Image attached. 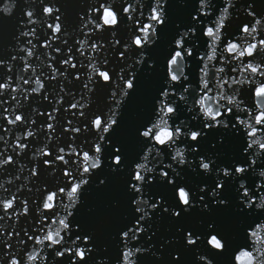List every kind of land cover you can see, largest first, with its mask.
Returning <instances> with one entry per match:
<instances>
[{
  "label": "snow or ice",
  "instance_id": "1",
  "mask_svg": "<svg viewBox=\"0 0 264 264\" xmlns=\"http://www.w3.org/2000/svg\"><path fill=\"white\" fill-rule=\"evenodd\" d=\"M145 255L264 264V0H0V264Z\"/></svg>",
  "mask_w": 264,
  "mask_h": 264
},
{
  "label": "water",
  "instance_id": "2",
  "mask_svg": "<svg viewBox=\"0 0 264 264\" xmlns=\"http://www.w3.org/2000/svg\"><path fill=\"white\" fill-rule=\"evenodd\" d=\"M71 3H73L74 5L79 4L80 0H71ZM172 3L175 4L176 0H172ZM174 11L179 12L180 11L179 7L177 6V8ZM153 260L154 258L151 257L150 255H145L142 257L143 264H152Z\"/></svg>",
  "mask_w": 264,
  "mask_h": 264
}]
</instances>
